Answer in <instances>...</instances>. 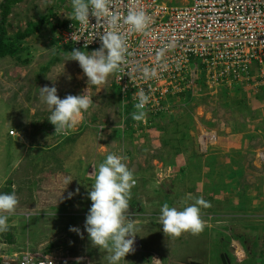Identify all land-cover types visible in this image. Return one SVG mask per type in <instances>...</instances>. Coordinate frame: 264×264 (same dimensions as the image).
Wrapping results in <instances>:
<instances>
[{"label": "rangeland", "instance_id": "rangeland-1", "mask_svg": "<svg viewBox=\"0 0 264 264\" xmlns=\"http://www.w3.org/2000/svg\"><path fill=\"white\" fill-rule=\"evenodd\" d=\"M50 13L60 20H68L72 13L71 0H21L13 6L7 18V35L23 31L28 23H36L41 16ZM53 35L43 29L22 42L23 50L18 58L0 59V193H4L1 191L6 190L12 180V189L19 200L16 213L9 217V230L3 232L10 234L13 240L8 241L0 233V255L9 250L19 254L28 249L38 257L61 258L62 264H77L78 260L80 264H107L103 258L106 253L93 247L84 231L86 217L82 216L85 212L82 209L84 202L88 201L87 191L94 183V176L90 175L92 171L98 169L110 153L127 157L123 162L134 172L137 180L131 190L136 202H129L132 218L137 215L136 218L148 221L146 219L150 220L154 215L150 221L160 222V209L152 210L150 198H163L162 191L165 196L174 194L175 199L181 202L187 199L179 183L183 184L188 167L185 173L179 169L184 167L183 157L193 154L195 161L188 160L189 164L193 162L190 172L197 169L194 183L203 185L198 187L196 194L211 204L201 213L206 227L200 236L183 233L182 239H174L168 246L163 243L162 248L167 247V251L174 242L173 247L178 246V249L170 252H175V258L184 263L206 264L205 254L209 248L217 250L216 253L221 250L227 256L231 253L229 264H243L236 260L237 257L243 258L241 252H233L232 245L238 241L245 251L256 254L255 257L250 255L248 264H264V170L249 171L247 176L236 178L234 182L232 176L230 180H224V184H220L222 181L217 184L206 169L208 163L214 162L213 157H217V162L220 157L222 166L229 164L233 148L230 146L231 150L221 154L225 148L216 142L217 136L220 137L218 142L225 140L226 145H231L233 134L239 130L235 122L242 125L245 121L249 123L263 117L262 87L248 83L235 89L212 90L214 94L205 92L193 97L177 94L170 98L168 112L147 116L145 123H140L131 119L134 110L126 111L127 105L122 103L117 91L116 95L114 92L106 94L90 85L88 95L93 99V106L83 114L82 121L74 129L67 134H55L54 126L48 121L50 110L41 102L38 88L52 87L55 82L58 96L63 99L69 94H83L88 83L78 62H65V52L72 51L68 49L70 46L54 42ZM94 50L98 49L81 51L90 53ZM68 76H71L70 80ZM129 121L131 124L128 125ZM232 122L233 128L230 129ZM103 126L110 127L104 129ZM248 133L243 131L238 137H245ZM248 149V153L257 155L260 164L264 163L260 160L264 153L261 138H256ZM214 153L218 154L215 156ZM166 164H172L176 169L171 170ZM171 171L172 175L169 174ZM221 172L215 171L217 178L225 179L232 173L229 170ZM154 175L162 184L158 188L166 185L158 193V190H151L157 188ZM69 179L72 180L70 184L67 183ZM77 188L76 206L71 203L72 208H49L50 203L59 206L68 199V193H75ZM74 196L70 200L74 201ZM77 201H82L81 205ZM234 203L237 204L234 206ZM90 206L87 205V209ZM70 227L79 228L83 238L69 231ZM159 228L162 230L161 225ZM64 236L73 238L71 244L54 247V243ZM227 239L230 240L228 243ZM145 242L149 243L148 240ZM155 242L159 243L152 241L151 244ZM50 244L52 248L48 250ZM138 246L141 252L128 254L126 258L141 256L142 264H154L156 256L161 258V262L158 259L159 264H165L163 252L154 256L151 245L150 249ZM210 264L221 263L211 260Z\"/></svg>", "mask_w": 264, "mask_h": 264}, {"label": "built area", "instance_id": "built-area-1", "mask_svg": "<svg viewBox=\"0 0 264 264\" xmlns=\"http://www.w3.org/2000/svg\"><path fill=\"white\" fill-rule=\"evenodd\" d=\"M134 5L151 16L152 23L147 35L121 26L132 55L125 72L113 75V82L125 105L134 110L133 95L140 89L150 95L147 116L164 115L170 98L177 94H214L248 83L264 90V0H190L184 5H170L166 0H113V10L122 16ZM67 21L55 30V42L80 50L100 48L97 36L105 26L95 25L94 17L87 26ZM76 30L78 42L71 39ZM169 44L170 50L157 61V51ZM160 64H166V69L161 71ZM144 66L157 68V77L144 79L138 71ZM62 263L61 258L38 257L28 249L0 255V264Z\"/></svg>", "mask_w": 264, "mask_h": 264}, {"label": "clouds", "instance_id": "clouds-1", "mask_svg": "<svg viewBox=\"0 0 264 264\" xmlns=\"http://www.w3.org/2000/svg\"><path fill=\"white\" fill-rule=\"evenodd\" d=\"M71 7L72 13L67 18L80 26H87L90 25V17H94L96 20L95 25H103L106 30L101 31L97 36L101 41L98 50L89 53L73 48L72 51L65 52V62H78L84 76L87 77L88 88L84 90L83 94H69L61 99L58 96L57 88L54 86L55 82H53L52 87L46 85L38 88L41 102L46 104L50 110L51 114L48 121L54 126L55 134H67L74 129L82 121L83 114L93 106V99L88 95L90 85H103L110 75L125 72V68L129 64L128 58L132 54L129 52L127 36L121 31V26H127L130 32L147 35L149 26L152 23L151 16L135 5L129 7L127 14L122 16L120 12L113 10V0H71ZM71 39L74 42L79 41L77 30L71 34ZM171 47L172 45L169 44L159 49L157 51V61H161ZM85 48H87V44H85ZM166 67V64L159 65L161 71ZM136 70L134 69V71ZM138 71L144 79H153L158 75L157 68L148 66L139 68ZM125 75H131V73H125ZM68 79L70 80L71 76H68ZM133 96L137 102L133 105L134 111L131 113V119L142 122L147 117L146 106L150 102V95L144 89H140ZM126 159L125 156L110 153L99 164L98 169L92 171L90 175L94 176V183L88 190L91 207L88 213L82 215L86 217L84 231L87 232L91 245L98 248L102 253H106L103 258L107 261V264H120L121 261L128 264L124 259L128 254L141 252L138 246L140 240L136 237L137 232L140 231L135 221L137 215L133 219L129 211L131 190L136 185L137 180L134 177V172L123 162ZM156 178L154 175L155 185L157 187L161 186L162 184L160 185ZM165 179L167 181L168 176ZM71 182L70 179L67 181L68 184ZM78 194L79 188L76 189L75 193L69 192L68 199ZM187 199H192L194 202L188 204ZM187 199L182 202L186 205L182 210L170 207L168 203L163 204L160 209L159 221L164 236L179 238L178 240H180L183 238L181 237L183 233L200 236L204 231L206 221L202 218L204 216L201 215V208H209L211 204L205 201L203 197H192L191 193L187 195ZM18 206L19 200L13 189L11 194L0 193V233L9 230V217L16 213ZM149 217L147 216V218ZM153 217L155 216L152 215L150 220L154 219ZM146 220L150 221L149 219ZM69 231L83 238L79 228L70 227ZM4 234L6 233H3V236ZM204 239L207 241L206 238ZM236 244L239 245V249L236 248ZM232 246H234V254H240L239 251L243 256L246 254L247 260L243 264L247 263L250 259V252L248 251L247 254V251L242 248L244 246L240 247L238 241L234 242ZM207 250L208 253L205 254L206 264H210L211 260H217L221 264L231 262V253L228 255V259L227 254L221 250L217 252L218 255L217 250L214 251L209 248ZM209 252H212V255ZM262 252H264V247ZM220 253L224 255L219 256ZM155 255L156 253H154ZM221 257H223L224 263ZM153 259L154 264H159L161 258L155 256ZM197 259L201 260V258ZM239 259L242 258L237 257L236 260ZM150 263L153 264V262ZM77 264H80L79 260Z\"/></svg>", "mask_w": 264, "mask_h": 264}, {"label": "crops", "instance_id": "crops-1", "mask_svg": "<svg viewBox=\"0 0 264 264\" xmlns=\"http://www.w3.org/2000/svg\"><path fill=\"white\" fill-rule=\"evenodd\" d=\"M166 2L168 3V4H170V5H184V4H187V3H189L190 2V0H166ZM92 87H95V88H97V89H99V90H101V91H105V93L107 94L108 92H111V93H113L114 92V94L116 95V91H117V89H116V87L114 86V82H113V75L110 77V78H108V80H107V82L105 83V84H103V85H100V86H92ZM262 92H264V91H262ZM264 94V93H263ZM262 98H263V100H262V106H264V96H262ZM117 100H118V102L120 103V101H119V99L117 98ZM129 109H131V106H127V110L126 111H129ZM262 112H263V117L261 118V119H258V120H256V121H250L249 123L247 122V121H245V122H243V124L241 125V123L240 122H235V124L237 125V127L239 128V130H238V132H237V134H233V144H231V145H226V142H225V140H223V143L221 142V141H219L218 142V140L220 139V137H216V142L217 143H219V145H220V147H223V148H225V151H222L221 152V154H223V153H225V152H228L229 150H231L229 147L231 146L233 149H232V153H231V155H230V158H229V164L227 165V167L226 166H222V163L220 164L219 162H220V157H218L219 158V160H218V162H217V157H213V160H214V162L213 163H211V164H209L208 162V166H207V173H209V176H211V178H212V180L215 182V183H219L220 181H222L220 184H224V180H226V179H231L232 178V176H233V182L235 181V179L237 178V179H241L240 177H242V176H247V174H248V172L250 171H254V170H260V171H262V170H264V163H262V164H260L259 163V159L257 158V155H251V153H248L247 151L249 150L248 148H250V145H252L253 143H254V140L256 139V138H261L262 139V147H264V135H262V131L264 132V109H262ZM128 118H129V115H128ZM47 120V119H46ZM126 121H127V119H126ZM260 121V122H259ZM48 122V121H47ZM253 122V124H251ZM258 122V123H257ZM50 123V122H49ZM248 123V124H247ZM129 124H131V121H129L128 122V125ZM104 127V129H107V128H109L110 126H103ZM244 127V128H243ZM230 129H232L233 128V122H232V124L230 125V127H229ZM257 130V131H256ZM107 130H105V132H106ZM243 131H249V133L248 134H246V136L245 137H243V135H242V138L241 137H238V136H240L241 134L240 133H242ZM232 132V131H231ZM22 133V132H21ZM251 133V134H250ZM253 134V135H252ZM261 134V135H260ZM237 136V137H236ZM228 149V150H227ZM253 152V151H252ZM262 152H264V151H262ZM218 153H214V155L216 156ZM235 156H233V155ZM224 155V154H223ZM223 155H221V156H223ZM180 156V155H179ZM193 154L191 155V156H189V157H183V160H184V167L183 168H180L179 170H180V172L182 173V172H186V169L185 168H187L188 167V170H187V173L188 174H186L185 176H186V178H185V180L183 179V184H181V183H179V185H181V186H179L180 187V190L182 191V192H184L185 194H186V197H184V198H187V195L189 194V193H192V197H202V195H197L196 194V192L198 191V187H203V185L202 184H195L194 183V178L196 177L195 176V170H197V169H195L194 170V172H190V170L191 169H193L192 167H193V165H192V163L191 164H189L188 163V160H192V161H195L194 160V158H193ZM253 156V157H252ZM192 157V158H191ZM254 159H252V158ZM261 159L260 160H263V162H264V153L263 154H261ZM182 159V158H181ZM204 160V159H203ZM185 161H187V164H185ZM224 162H226V161H223V163ZM258 163V164H257ZM204 164H206V163H204ZM260 164V165H259ZM166 167H169L171 170L173 169V170H175L176 168H175V166L174 165H172V164H166L165 165ZM204 165H202V167H203ZM228 171L229 170V172L231 171L232 173H231V175H226L225 176V179H220V178H217V174L219 173H222L221 171ZM215 171H217L218 173H215ZM165 172H166V170H165ZM171 175H172V171L171 172H169ZM183 173V174H184ZM205 173V172H204ZM203 173V174H204ZM200 175V174H199ZM179 176H181V174H179ZM229 177V178H228ZM217 180H219V181H217ZM177 181H178V179H177ZM11 182V183H10ZM9 183L10 184H12L11 186H10V189L13 187V181L11 180ZM166 182V181H165ZM171 181H169L168 183H170ZM216 184V185H217ZM172 185H173V182H172ZM164 186H166L165 184H164ZM164 186H162V187H157V188H155V187H153L151 190H158V191H156V193H158L159 192V190L161 191V189L164 187ZM8 187V186H7ZM87 188H89V187H87ZM204 189H206V190H208V191H210L211 189H209L208 187L207 188H205L204 187ZM89 190V189H88ZM163 190V189H162ZM252 191V190H251ZM1 192H4V193H9V194H11V192H9L8 190H4V191H1ZM178 192V191H177ZM87 193H88V191H87ZM161 196L163 197V198H159V197H157L158 199L157 200H155L153 197H151L150 198V205H152L151 207H152V210H156L157 209V207L159 208V209H161L162 208V206H163V204L164 203H168L169 204V206L170 207H176V208H178V209H183V207H185V206H183V204H182V202L180 201V200H178V199H175V196H174V194H172V196H165L164 195V193L161 191ZM174 193V192H173ZM195 194V195H194ZM87 196H88V194H87ZM78 199V198H77ZM204 200L206 199V198H203ZM75 200H76V195L74 196V201L73 200H70V199H67L66 201H61L62 203H60V205L58 206V204H56V205H54V204H49L48 206H49V208H52V207H54V208H56V209H58V207H60V209H61V207H63V206H69V207H71L72 208V204L74 205V206H76V202H75ZM205 201H207V200H205ZM80 205H81V203H82V201H77ZM86 202H90V204H91V201H90V199H88V201H85L84 202V205L83 206H85L84 207V209H82L83 211H85V212H87L88 213V211H89V209H90V207H88V209H87V205H90V204H87ZM145 202H147V201H145ZM194 201L192 200V199H187V203L188 204H191V203H193ZM72 203V204H71ZM215 204V203H214ZM216 204L218 205V202H216ZM235 204H237V203H234V206H235ZM59 210V209H58ZM203 210H204V208H202L201 209V213L203 212ZM84 212V213H85ZM156 215V214H155ZM158 215L160 216L161 215V212L160 213H158ZM157 216V215H156ZM206 216V215H205ZM21 218V217H20ZM71 218V217H70ZM138 220H136V223L138 224L137 225V227L140 229V231H138L137 232V238L140 240V246L141 247H144V248H147V249H150L149 247H150V245H151V247H152V251L154 252V253H159L160 254V252H163L164 254H163V257H164V262H165V264H192V263H190V262H180V260H177L176 258H175V256L177 255H174V253L175 252H170V250H173V251H176L177 249H178V246L176 247V248H174L173 247V244H174V242H173V244L171 245V247L169 248V249H167V251L165 250V249H163L162 248V245H163V243H165V244H167V246L169 245V243H171L170 241H173L174 239H179V238H172V237H168V236H164V234H163V231L162 230H160V228H159V225H160V222H158V221H154V222H151V221H142L140 218H137ZM161 229H162V227H161ZM144 237V238H143ZM145 237H148V239H146ZM155 239H157V240H155ZM145 240H148L149 241V243H146L145 242ZM152 241H159V243L158 242H155L154 244H151L152 243ZM232 241V240H231ZM154 245H156V246H154ZM180 249V248H179ZM147 251V250H146ZM149 252V251H148ZM12 253H15L13 250H9V251H7V253L6 254H12ZM130 254H133V253H130ZM250 254L251 255H253V256H255L256 254H254V251H253V253H251L250 252ZM245 256H246V254H244ZM245 256H243V258L242 259H239L237 262H241V263H243L245 260H247V256L245 257ZM249 256V255H248ZM244 258H245V260H244ZM125 259V261L126 262H128V264H142L143 263V258H141V256H138L136 259H132V258H124ZM190 259H193V258H190ZM194 260V259H193ZM196 261H197V259H196ZM195 261V262H196ZM164 264V263H163Z\"/></svg>", "mask_w": 264, "mask_h": 264}, {"label": "trees", "instance_id": "trees-1", "mask_svg": "<svg viewBox=\"0 0 264 264\" xmlns=\"http://www.w3.org/2000/svg\"><path fill=\"white\" fill-rule=\"evenodd\" d=\"M21 0H2L0 3V59L5 57H11V58H18V55L22 52V42L26 40V38H29L33 34L41 33L44 30H48L50 33H54L56 29L64 27L67 25V20L56 17V15L50 13L48 15H43L40 17V19L36 23H28L27 27L23 31H18L13 36L7 35V28H6V22L8 16L12 13V8L17 3H19ZM47 26V27H44ZM55 42V41H54ZM53 42V43H54ZM69 47V46H67ZM69 50H72V47L68 48ZM25 63L27 61H24ZM239 88V87H235ZM186 97H192L189 93L183 94ZM12 184L9 183L8 187H6V190L9 192L12 191L10 189V186ZM132 202L135 201L134 193L131 194V200L130 203L134 204ZM4 236L8 238V241L13 240L12 236L10 234H7ZM236 236H234L235 238ZM73 239V238H72ZM238 239V238H237ZM229 241V239H227ZM227 241V242H228ZM52 244H50L47 249H51ZM248 254V250H247ZM251 259L245 262L244 264L250 263Z\"/></svg>", "mask_w": 264, "mask_h": 264}, {"label": "water", "instance_id": "water-1", "mask_svg": "<svg viewBox=\"0 0 264 264\" xmlns=\"http://www.w3.org/2000/svg\"><path fill=\"white\" fill-rule=\"evenodd\" d=\"M71 238L70 237H63L62 239L58 240L56 243H54V247H59L61 245L69 246L71 244ZM222 262L224 263L223 257Z\"/></svg>", "mask_w": 264, "mask_h": 264}, {"label": "flooded vegetation", "instance_id": "flooded-vegetation-1", "mask_svg": "<svg viewBox=\"0 0 264 264\" xmlns=\"http://www.w3.org/2000/svg\"><path fill=\"white\" fill-rule=\"evenodd\" d=\"M223 253H220L219 256H221ZM224 255V254H223ZM227 258L229 259V257L227 256Z\"/></svg>", "mask_w": 264, "mask_h": 264}, {"label": "bare ground", "instance_id": "bare-ground-1", "mask_svg": "<svg viewBox=\"0 0 264 264\" xmlns=\"http://www.w3.org/2000/svg\"><path fill=\"white\" fill-rule=\"evenodd\" d=\"M236 248H237V244H236ZM238 249V248H237Z\"/></svg>", "mask_w": 264, "mask_h": 264}]
</instances>
